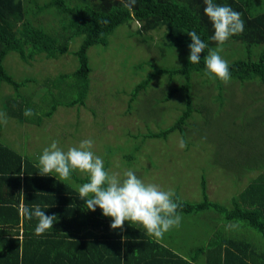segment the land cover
I'll list each match as a JSON object with an SVG mask.
<instances>
[{
	"label": "rangeland",
	"instance_id": "obj_1",
	"mask_svg": "<svg viewBox=\"0 0 264 264\" xmlns=\"http://www.w3.org/2000/svg\"><path fill=\"white\" fill-rule=\"evenodd\" d=\"M136 25L132 20L119 24L108 35L105 46L88 47L89 85L82 104H69L78 91L70 77L64 81L53 79L59 74L69 75L76 68L73 52L80 36L73 37L66 52L55 59L39 57L31 64L23 62L13 51L7 52L3 67L15 81L29 79L17 89V99L25 94L26 109L33 112L27 121L15 118L21 124L16 136L38 157L54 140L67 151L91 139L92 150L103 158L105 170L110 173L122 176L124 171L133 170L145 183L157 184L165 191L172 189L179 199L190 202L201 199L203 177L208 198L228 203L250 179L264 173V82L233 84L232 95L209 102L208 86L197 87L193 90L197 95L192 97V108L202 110L191 112L182 132L147 138L146 134L166 128L181 111L183 103L178 96L165 101L161 96V90L174 82L165 80L163 74L156 75L134 98L129 112L126 101L134 84L151 66H178L183 56L168 48L159 54L157 47L164 48L162 27L137 34ZM226 44L221 52L225 60L236 56V49H224ZM253 48L260 50L264 44ZM241 56L240 51L237 57ZM13 90L9 84L0 83V112L6 115L5 101L14 96ZM53 103L56 105L52 112L44 115ZM180 138L187 144L183 149L178 147ZM240 173L242 176L236 177ZM85 179L73 172L69 180L78 189ZM197 213H178L179 227L166 232L160 238L162 243L178 247L175 250L180 254L187 255L196 249L207 225ZM244 228L247 234L237 236L264 245V237L257 231Z\"/></svg>",
	"mask_w": 264,
	"mask_h": 264
},
{
	"label": "trees",
	"instance_id": "obj_2",
	"mask_svg": "<svg viewBox=\"0 0 264 264\" xmlns=\"http://www.w3.org/2000/svg\"><path fill=\"white\" fill-rule=\"evenodd\" d=\"M213 2L217 5L230 6L240 12L244 21L243 32L231 36L227 41L230 43L226 44V42L224 46V49L227 47L236 49V56L231 59L226 58L231 74L227 85H223L219 80L208 79L205 75L204 57L207 56L209 49H215L217 45L210 39L213 28L203 12L204 0H136L131 9L125 8L120 0H0V83L5 82L14 89V96L5 101L7 115L20 121L28 120L24 115L27 107L25 94L19 95L18 100L17 89L29 80L26 78L20 82L15 81L5 71L3 58L7 52H15L25 63H31L39 57L55 59L66 52L68 43L73 37L80 36L79 45L73 52L77 60L76 68L69 75L59 74L53 79L64 81L70 77L78 91L69 104H82L89 85L90 67L86 54L88 47L94 44L105 46L108 35L116 26L132 20L137 24L135 30L137 34L162 27L164 48L157 47L159 54H163L164 49L168 48L172 53L180 52L183 59L180 65L174 67L151 66L150 71L134 84L126 101V111L129 112L134 98L147 88L151 79L163 74L165 80L173 81L175 85H168L161 90L162 100L178 96L183 105L172 123L158 132L146 134L145 137H166L173 131L181 133L191 112L202 110L199 107L192 108V97L197 95L193 90L197 87L208 86L206 101L209 102L223 100L232 95L230 86H234L233 84L264 82V48L260 50L253 48L264 44V0H213ZM192 30H195L207 45L197 64L188 61L190 54L188 45L191 40L187 33ZM240 51L243 56L237 57ZM50 80L52 82V78ZM225 102L224 100L221 109ZM55 105L56 103H53L44 115H49ZM11 154L17 159L14 168L17 175L20 170L19 156ZM25 166L27 169L33 165L29 160H24L22 176H42L40 168L30 174L25 171ZM56 176L55 173H51V176L47 177L52 180L53 185L62 186ZM76 181L78 182V179ZM71 186L77 188L73 183ZM200 194L201 199L198 201L190 202L182 199L177 201L181 205L177 213L198 212L197 214L207 224L201 234V243L187 255L177 252L175 248L178 247L165 246L160 239L147 235L143 228L128 222H125L123 230L110 229L111 233L103 234L99 240L92 239L91 244L95 249L99 244L103 247L113 246L112 253L116 254V258L112 264H264V251H257L247 238L222 237L215 232L212 235L209 228L211 222L214 224L219 218L234 220L253 228L264 237V173H259L250 179L228 203L212 201L208 198L203 177L200 178ZM70 195L68 223L71 225L74 222L77 227L83 225L87 227L89 224L100 222L99 217H105L99 208L90 211L85 207L84 201L79 198L78 189L70 188ZM177 197L178 194L175 192L173 200L175 201ZM49 207L50 213L57 206ZM78 210H83V214H76ZM4 228H7V225L0 224V237L8 234ZM43 235L47 240H35V243L43 245L48 239L57 240L49 230ZM4 239L0 238V240ZM7 242L9 243L7 247L11 248H6V251L0 249V264H23L18 260L17 238L9 237ZM206 242H208L207 246ZM32 245V252L37 253L36 259L40 262L39 249L33 242ZM120 255L122 259H119Z\"/></svg>",
	"mask_w": 264,
	"mask_h": 264
},
{
	"label": "clouds",
	"instance_id": "obj_3",
	"mask_svg": "<svg viewBox=\"0 0 264 264\" xmlns=\"http://www.w3.org/2000/svg\"><path fill=\"white\" fill-rule=\"evenodd\" d=\"M125 8L131 9L136 0H120ZM204 15L208 18L213 28L210 37L217 45L215 49H209L204 57L205 75L208 79L219 80L227 85L231 74L229 64L220 55L223 45L228 39L243 32L244 21L241 13L230 6L217 5L213 0H204ZM191 40L188 45L190 54L188 61L197 64L201 60V54L207 47L205 42L195 30L187 33ZM26 117L33 115L31 109H25ZM5 113L0 112V123L7 124ZM186 141L180 138L178 147L183 149ZM93 141L86 139L78 146L69 147L67 151L58 146V141L43 149L38 159V167L41 175L48 176L55 173L60 180H69L72 173L76 172L86 177L87 182L78 187L80 200L90 211L97 208L105 217L111 218V229H121L125 222L138 225L147 235L160 239L166 232L174 227H179L181 216L177 209L181 206L173 200L175 192L172 189L162 190L159 185L145 183L138 178L133 170H126L121 176L118 173H110L105 170L104 160L94 153ZM19 215L22 219L32 220L37 218L35 234L42 235L49 229H53L55 214L46 215L39 205L29 209L24 204L19 206Z\"/></svg>",
	"mask_w": 264,
	"mask_h": 264
},
{
	"label": "crops",
	"instance_id": "obj_4",
	"mask_svg": "<svg viewBox=\"0 0 264 264\" xmlns=\"http://www.w3.org/2000/svg\"><path fill=\"white\" fill-rule=\"evenodd\" d=\"M6 117L7 124L0 123V224L7 225L4 229L8 231V234L0 237L5 238L0 240V249L6 251V248H11L7 247L9 245L7 239L14 236L18 240V247H16L19 254L18 260H21L23 264H112L116 258V254L112 253L113 246L110 248L109 245L103 247L99 244V247L95 249L91 244L92 239L99 240L103 234L111 233L110 225H108V222L110 224L112 222L111 218L99 217L100 222L89 224L87 227L85 225L77 227L74 222L72 225L68 223L70 188H77L71 186L70 180H60L58 175L56 177L62 186L53 185L52 180L44 175L22 176L23 161L29 160L33 165L27 169L25 166V171L33 174L35 169L39 168V157L31 154L27 145L22 144L20 136H16V133L20 132L21 124L16 123L13 117L8 115ZM11 153L19 156L20 170L17 175L14 172L17 159ZM240 176L242 173L236 174V177ZM21 204L29 209H32L34 205H39L46 215L55 214L53 229L49 231L56 236L57 240L48 239L43 245L35 243V240L46 241L47 239L43 234L39 236L35 234L37 218L33 217L30 221L21 218L19 215ZM55 205L57 207L49 213V206L55 207ZM83 212V210H78L76 214H83ZM239 222L219 218L214 224L211 222L210 234L215 232L222 237H239L237 235L247 234L244 228L247 226ZM86 233L89 234L86 235ZM247 239L257 251H264L263 244H259L252 238ZM32 242L39 249L38 258L41 263L36 259L37 253L32 252ZM207 243H205L206 246ZM209 245L212 246L210 242ZM119 259H122V255Z\"/></svg>",
	"mask_w": 264,
	"mask_h": 264
}]
</instances>
